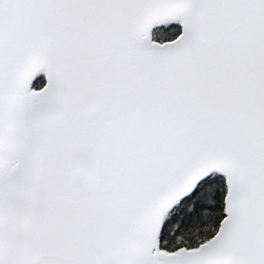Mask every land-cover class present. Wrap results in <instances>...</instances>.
Masks as SVG:
<instances>
[{
    "label": "snow or ice",
    "instance_id": "snow-or-ice-1",
    "mask_svg": "<svg viewBox=\"0 0 264 264\" xmlns=\"http://www.w3.org/2000/svg\"><path fill=\"white\" fill-rule=\"evenodd\" d=\"M0 264H264V0H0Z\"/></svg>",
    "mask_w": 264,
    "mask_h": 264
}]
</instances>
